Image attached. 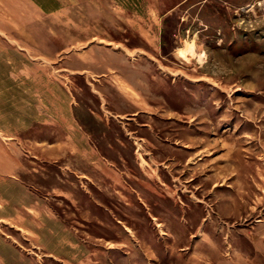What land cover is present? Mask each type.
Instances as JSON below:
<instances>
[{
    "label": "rangeland",
    "instance_id": "1",
    "mask_svg": "<svg viewBox=\"0 0 264 264\" xmlns=\"http://www.w3.org/2000/svg\"><path fill=\"white\" fill-rule=\"evenodd\" d=\"M0 264H264V0H0Z\"/></svg>",
    "mask_w": 264,
    "mask_h": 264
},
{
    "label": "bare ground",
    "instance_id": "2",
    "mask_svg": "<svg viewBox=\"0 0 264 264\" xmlns=\"http://www.w3.org/2000/svg\"><path fill=\"white\" fill-rule=\"evenodd\" d=\"M184 47H185V50H187V48H188V45H187V44H184Z\"/></svg>",
    "mask_w": 264,
    "mask_h": 264
}]
</instances>
